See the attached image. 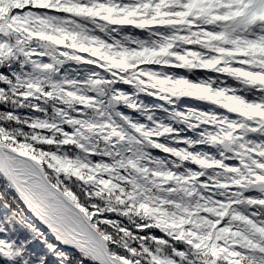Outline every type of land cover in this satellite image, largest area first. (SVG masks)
I'll return each mask as SVG.
<instances>
[{
    "label": "snow or ice",
    "instance_id": "1",
    "mask_svg": "<svg viewBox=\"0 0 264 264\" xmlns=\"http://www.w3.org/2000/svg\"><path fill=\"white\" fill-rule=\"evenodd\" d=\"M0 264H264V0H0Z\"/></svg>",
    "mask_w": 264,
    "mask_h": 264
}]
</instances>
